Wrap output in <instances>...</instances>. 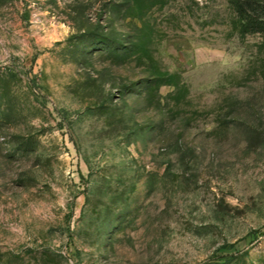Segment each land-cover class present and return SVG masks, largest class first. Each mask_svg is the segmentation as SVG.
I'll return each instance as SVG.
<instances>
[{
	"label": "rangeland",
	"instance_id": "rangeland-1",
	"mask_svg": "<svg viewBox=\"0 0 264 264\" xmlns=\"http://www.w3.org/2000/svg\"><path fill=\"white\" fill-rule=\"evenodd\" d=\"M240 1L0 0V264H264Z\"/></svg>",
	"mask_w": 264,
	"mask_h": 264
},
{
	"label": "trees",
	"instance_id": "trees-1",
	"mask_svg": "<svg viewBox=\"0 0 264 264\" xmlns=\"http://www.w3.org/2000/svg\"><path fill=\"white\" fill-rule=\"evenodd\" d=\"M237 12L244 28L264 31V3L258 0H242L236 3ZM104 42V41H102Z\"/></svg>",
	"mask_w": 264,
	"mask_h": 264
}]
</instances>
